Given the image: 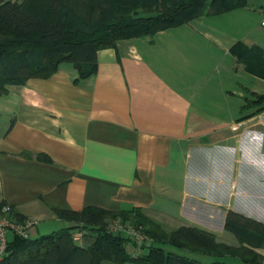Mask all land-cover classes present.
<instances>
[{"label":"crops","instance_id":"0c3cea01","mask_svg":"<svg viewBox=\"0 0 264 264\" xmlns=\"http://www.w3.org/2000/svg\"><path fill=\"white\" fill-rule=\"evenodd\" d=\"M263 12L264 0H248L102 48L88 77L62 63L9 85L0 95V204L39 220L33 238L74 225L57 210L97 207L141 209L169 230L195 227L238 246L230 211L264 223V109L246 108L264 79L232 48L264 49Z\"/></svg>","mask_w":264,"mask_h":264},{"label":"trees","instance_id":"16d2710c","mask_svg":"<svg viewBox=\"0 0 264 264\" xmlns=\"http://www.w3.org/2000/svg\"><path fill=\"white\" fill-rule=\"evenodd\" d=\"M248 0H0V95L9 85H22L34 77L47 78L62 63H72L80 77L96 72L97 53L122 39L155 35L207 13L219 14L247 5ZM232 51L245 68L264 79V49L239 42ZM247 107L264 109V94L253 93ZM3 204H0V207ZM73 226L37 238L15 236L0 264H102L110 261L149 264H264V223L230 211L226 229L239 245H229L216 235L195 227L169 230L141 209L110 211L87 207L82 211L57 210ZM122 219L142 227L150 238L140 254L131 253V239L108 230ZM83 227L93 237L88 245L76 243L72 229ZM86 236V237H87ZM87 239V238H86ZM172 245L216 258L203 262L176 252Z\"/></svg>","mask_w":264,"mask_h":264},{"label":"built area","instance_id":"2783aa9c","mask_svg":"<svg viewBox=\"0 0 264 264\" xmlns=\"http://www.w3.org/2000/svg\"><path fill=\"white\" fill-rule=\"evenodd\" d=\"M261 25L264 27V12L261 18ZM38 224V219L20 218L14 212L10 204H3L0 207V262L4 260L9 253L10 241L15 236L26 239L33 238V229ZM107 227L110 232L130 238L131 244L134 246L133 251L135 254L142 253L144 251V245L150 240L142 227L125 222L122 219L112 220ZM87 234L88 230L83 227V224H80L79 227L71 231L73 240L80 245L86 244Z\"/></svg>","mask_w":264,"mask_h":264},{"label":"rangeland","instance_id":"374dc122","mask_svg":"<svg viewBox=\"0 0 264 264\" xmlns=\"http://www.w3.org/2000/svg\"><path fill=\"white\" fill-rule=\"evenodd\" d=\"M86 236H87V235H86ZM86 238H87V239H86V242H85L86 244H87L88 241H92V239H93V237H91V235H88ZM149 239H150V238H149ZM149 241H150V240H149ZM149 241H148V243H149ZM148 243H146L145 246L148 245ZM167 246H168V245H167ZM169 246H170V248H172V249L174 248L173 250H177V252H179V253H181V254H183V255H186V254H187L185 250H179V251H178V249H176V248L173 247L172 245H169ZM2 261H3V260H2Z\"/></svg>","mask_w":264,"mask_h":264}]
</instances>
